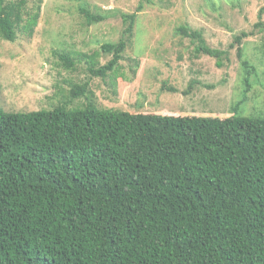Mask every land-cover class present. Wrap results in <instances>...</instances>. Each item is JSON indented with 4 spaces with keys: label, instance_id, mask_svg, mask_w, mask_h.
<instances>
[{
    "label": "trees",
    "instance_id": "trees-1",
    "mask_svg": "<svg viewBox=\"0 0 264 264\" xmlns=\"http://www.w3.org/2000/svg\"><path fill=\"white\" fill-rule=\"evenodd\" d=\"M27 3L0 0V39L33 35L41 0ZM136 17L123 13L120 39L100 45L112 55L104 65L100 52L53 53L115 80ZM177 30L196 54L229 61L200 31ZM89 85L73 83L49 109L0 103V264H264V117L99 109Z\"/></svg>",
    "mask_w": 264,
    "mask_h": 264
},
{
    "label": "rangeland",
    "instance_id": "rangeland-1",
    "mask_svg": "<svg viewBox=\"0 0 264 264\" xmlns=\"http://www.w3.org/2000/svg\"><path fill=\"white\" fill-rule=\"evenodd\" d=\"M38 1L27 0L28 9ZM263 5L264 0H41L31 37L19 32L14 42L0 39L1 106L49 109L65 101L63 93L73 83L89 79L99 109L219 117L239 111L264 117ZM79 6L104 19L88 23ZM133 12L132 38L118 61L115 80L113 75H90L81 57H75L72 69L61 66L55 50L100 52L98 63H107L112 55L102 53L100 45L118 41L125 25L122 14ZM259 21L262 27L255 25ZM181 25L200 31L210 46L227 50L229 61L224 58L219 67L216 58L193 52L190 38L177 30ZM242 31L253 34L235 43ZM192 80L197 84L184 93ZM70 99L68 106L85 103L84 97Z\"/></svg>",
    "mask_w": 264,
    "mask_h": 264
}]
</instances>
